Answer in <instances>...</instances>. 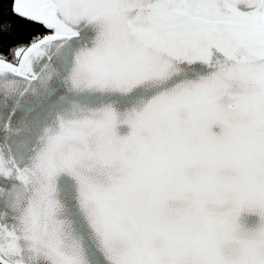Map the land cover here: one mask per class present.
<instances>
[{"label": "snow or ice", "instance_id": "snow-or-ice-1", "mask_svg": "<svg viewBox=\"0 0 264 264\" xmlns=\"http://www.w3.org/2000/svg\"><path fill=\"white\" fill-rule=\"evenodd\" d=\"M0 264H264V0H0Z\"/></svg>", "mask_w": 264, "mask_h": 264}]
</instances>
